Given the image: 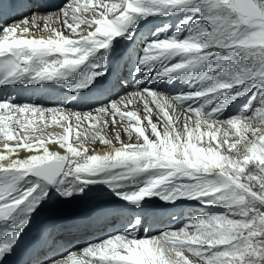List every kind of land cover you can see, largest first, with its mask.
<instances>
[{
	"label": "snow or ice",
	"instance_id": "snow-or-ice-1",
	"mask_svg": "<svg viewBox=\"0 0 264 264\" xmlns=\"http://www.w3.org/2000/svg\"><path fill=\"white\" fill-rule=\"evenodd\" d=\"M90 2L67 0L55 14L38 10L31 18L0 23V87L15 86L25 77L28 84L35 85L62 81L77 73L78 79L69 90L90 88L105 74L102 65L90 58L110 48L137 19L188 12L172 36L146 41L133 73L140 75L133 84L137 91L130 95L147 93L152 97L165 120L164 131L151 121L152 109L145 100L144 119L154 140L144 128L132 125L142 143H123L117 131L121 146L113 145L111 152L89 154L80 142L75 146L68 143L67 154H60L46 147L49 141L43 127H32L30 119L23 122L25 113L38 116L45 126L49 117L54 122L57 116L65 121V134L53 141L64 148L73 127L68 122L73 120L77 129L85 122H94L82 133L84 140L89 133L93 139L98 136L95 125L107 126L109 118L113 125L117 116L139 121L135 112L121 111V103H131V99L120 97L81 112L62 105H20L12 96L0 98V111L5 113L0 115V133L5 141L17 139L15 147L3 144L10 155H0V231L5 233L0 238V261L13 252L29 217L51 199L52 190L67 199L90 184H103L132 205L158 197L165 202L194 200L225 211L197 216L178 230L166 229L157 235H140V220H129L122 229L83 249L87 256L99 255L93 264H194L185 253L202 264H264V0H97L89 7ZM220 51L228 55L220 57ZM210 56L217 58L207 72L216 75L207 77L209 83L199 90L168 97L147 86L146 82L195 72ZM153 63L163 65L159 72L143 71ZM241 97L245 98L241 110L220 119ZM198 100L202 103L195 107L188 104ZM177 106L195 114V127L191 126L192 117L185 116L183 132L178 131L174 126L180 120ZM14 116L19 131L6 123ZM201 124L208 129L214 124L226 125L235 130L237 139L229 143V132L225 131V139L219 141L220 128L202 132ZM29 130L40 134L34 143L28 142L29 136L20 135ZM204 137L209 146H198ZM99 138L112 144L102 135ZM241 143L244 151L239 156L222 151L227 145V152H231ZM20 150H27L23 158L18 155ZM189 228L193 231H187ZM54 264L67 261L55 260ZM71 264L84 262L71 259Z\"/></svg>",
	"mask_w": 264,
	"mask_h": 264
},
{
	"label": "bare ground",
	"instance_id": "bare-ground-1",
	"mask_svg": "<svg viewBox=\"0 0 264 264\" xmlns=\"http://www.w3.org/2000/svg\"><path fill=\"white\" fill-rule=\"evenodd\" d=\"M8 2H9V5L11 7L13 6L14 8H17L18 9V11L22 15V17L27 16V17L31 18L32 15H28V13L31 11V8H33V6L35 4L38 5L37 9L39 11H41L42 13L44 12V9H49V6L48 5H42V3L40 2V0H8ZM80 2H81V4H84L86 2V0H80ZM96 3H97V0H91V2L89 4V7H92V6L96 5ZM0 6H2V0H0ZM0 11H1V7H0ZM55 13H57V12H55ZM55 13L51 12L49 14H55ZM85 16H87V13H85ZM18 18L17 17L16 18L14 17L13 19H11L7 23L8 24L16 23V22H18V21L21 20V19L18 20ZM56 26L57 27H60L59 24H57ZM42 27H43V23L41 22V28ZM92 30H94V29H92ZM33 31H36V30L33 29ZM43 34L44 35H47L46 32L43 33ZM121 58H123V56H121ZM77 79H78V74L77 73H73L70 76H68L65 80L45 82V83L47 84V87L50 90H56L58 92L59 97H65V98H69V99H73V100H78L79 99L80 101H83V100H86L89 97H92L93 96V97L96 98V100H98L101 97L100 96V92H101L102 88H104L103 85H106L108 82L111 83V81H112V75L111 74H106L105 77L96 78V81L92 84V86L90 88H85L82 91L72 92V91L69 90V88H70L71 85L74 84V82ZM32 86H34V85H32ZM125 86H126V83H125L124 87ZM132 93H135V91H131V92L129 91V92H126L125 94H122L124 97H129L131 99V103H128L127 100H125L124 102L126 103V106L127 105L128 106L127 107L120 106L121 107V111L122 112L133 111V112H135L137 114V116L139 118V121L147 120V119H144L145 115L140 112L141 110L139 109V106L142 105V104H140L141 101L148 100L150 102L151 99L148 98V96L147 95H144V94H142L140 96H131L130 94H132ZM157 93L163 94L162 92H157ZM117 99H119V97ZM124 102H122V103H124ZM42 107H44V106H42ZM44 108H49V107H44ZM51 108H54V107H51ZM176 111H181V110H180V108L178 109L176 107ZM182 112H184V114H183V120H182L184 123H185V121H184V117L185 116H191L192 117V122H195L196 117H195V114L194 113L186 112V111H182ZM93 114L95 115V113H93ZM170 114H172V112ZM15 119H16V117L14 116L13 119H12V121H6V123L9 125L10 128H14L17 131H19V125H16L14 123ZM29 119L33 121L32 127H36L37 125H39L40 127H43L44 128V136H45V139L49 141L46 144V147L50 151H57L60 154H67V144L68 143H71V144H73L75 146L78 143L83 142L84 145H85V147L87 148L89 154H102L105 151L111 152L113 150V145H115L116 147L121 146L120 142H118L116 140V136H115L116 134L114 133V135H112V132H110L111 130H109L110 128H108L109 127L108 126L109 124H107V126H104V127H101L99 124H96L95 125V128L99 131V133H103L104 135L105 134H108V137L106 139L112 141V144H104V143H102L100 141L99 136H96L93 139L91 137L90 133L88 134L89 138L87 140H84L83 139L82 133H84V130L85 129H91L92 124L94 122H86L87 124L84 123V125H82L81 128L77 129L74 126L75 125V121L73 120L71 122H68V123H71L73 125V127H72L71 132L68 133L69 139L66 142L65 147L64 148H61L59 146V144L54 143L53 141L58 140L60 136H62V135L65 134L64 133V127L66 126V122L65 121H60L59 120V117L57 116V122H54L49 117L48 120H47V126H45L44 124H42V123L39 122L38 116H33V115L29 114V113H25V119H23V122L26 123L27 120H29ZM108 121H111V118H109ZM116 122H124L125 123V121H122L121 119H118V118H116ZM147 122H148V120H147ZM152 122L157 124V122H154V121H152ZM209 122L211 123V121H209ZM215 125L218 126V124H215ZM122 127L123 126H121L120 128H122ZM143 127H144V129H146L148 127V124L144 123ZM215 129L216 128H213V130L208 129L207 131H210V130L211 131H214ZM158 130L160 131L159 127H158ZM20 135L21 136H24V135L29 136L30 139H29L28 142L34 143L35 142V138L37 136H39L40 134L39 133L32 132V131L29 130L27 132H20ZM78 137H79V139H78ZM217 139L219 141L224 140V139H221V138L219 139L218 137H217ZM236 139L237 138L228 139V141H229V143H232ZM121 141L123 142L124 139H121ZM206 141H208V138L207 137H206ZM5 142H7L9 144V147L11 148V147H15V145L17 143V139L14 138L11 141H5L3 134L0 133V155L8 156V155H10L9 152H8V150L7 149H4V147H3V144ZM198 146H201L199 142H198ZM243 151H244V149H240L238 152L241 154ZM33 152H39L40 154H42L43 150L42 149H33ZM26 154H27V150H20L19 153H18V155H19L20 158H23ZM11 155H12V158H16V154H11ZM95 188H96L97 191H102L103 190L102 188H99V187H95ZM183 201H187V203L184 202V204H186V206H189L191 204L194 205V206H197V205H200L201 204L198 201H194V200H184V199H178L175 202H165V201H162L161 199H159L158 197H152L151 199H146V200L142 201L141 203L143 204V207L141 209H138V211H144V213H150V214L156 213L157 216H156L155 219L158 220V218L160 217L161 213L164 210H167L166 207H169L170 208V206L172 204L182 203ZM71 203H75V201H72ZM178 207L180 208V205H178ZM181 209L182 208H180V210ZM206 210H208V209H206ZM206 210H204V211H206ZM176 213H175V215H176ZM182 217H184V215L183 216L180 215V216L175 217L174 219H176V221L174 223H176L177 221H180L182 219ZM112 219L114 221V218H112ZM99 224L101 226H105V224H106L105 223V220L99 222ZM168 224L170 225L171 224V221H169ZM168 229H170V228H168ZM98 230L101 231L100 233L104 232L103 229H101V228H99ZM187 231H189V230H187ZM85 235L86 236H92L93 234H90V233L87 232V233H85ZM74 253H76V252H74ZM76 255H78V254L76 253ZM77 258H78V260L83 261L84 263L87 262V261L84 260V258H81L79 256ZM49 264H51V263H49Z\"/></svg>",
	"mask_w": 264,
	"mask_h": 264
},
{
	"label": "rangeland",
	"instance_id": "rangeland-1",
	"mask_svg": "<svg viewBox=\"0 0 264 264\" xmlns=\"http://www.w3.org/2000/svg\"><path fill=\"white\" fill-rule=\"evenodd\" d=\"M105 2H107V3H118L119 0H105ZM58 7H59V5H58ZM31 10H32V8H31ZM30 12L32 14L35 13V11L34 12L30 11ZM30 12L28 13V15H32ZM55 12L56 11H53V13H55ZM43 14H48V13L43 12ZM189 14L190 13H188V12L177 11V12H174L172 14H167V15H163V16H159V17H147V18H143V19H137L135 24L127 30L125 35L118 37V38H115L112 41L110 48L118 46V45L122 44L124 41L125 46L129 45L128 47L133 48L134 51L137 53V55H140L141 49L144 47L146 41H148L150 39H155L157 36L161 37V38H163L165 36H172L177 31V29L180 26L181 21L184 19V17L186 15H189ZM153 34H155V35H153ZM181 35H184V33H181ZM104 51H105V49H101L98 52L101 53ZM217 55L220 57H223V56H227L228 53L226 51H220L217 53ZM209 58H210V62L213 64L216 61L217 57L210 56ZM160 66L162 67L163 65L161 64ZM128 67H130V66L128 65ZM123 68L127 69V65L124 64ZM214 75H216V73H211V76H214ZM112 78H113V75H112ZM112 83H113V79L111 81V84ZM127 85L128 84H126V86H125L126 88H128ZM199 89L200 88L198 86L191 84L190 87L189 86L187 87V89L185 90L184 93H192V92L199 90ZM122 94H125V93H122ZM122 94L121 95L120 94L115 95L114 98L109 97L107 99L108 100L107 104L111 100H114V99L117 100L118 97L119 98L124 97ZM147 103H148V106L152 109L151 121L157 122V125L160 129V132L162 133L164 131L165 120H164L162 114H160L158 112L156 105L152 103V100H150V102L147 100ZM200 103H202V101H199V100L195 101L194 103L192 101L188 102V104H191L193 107H195L197 104H200ZM244 103H245L244 97H241L237 101H233L232 104H230L228 106V108L225 109L224 113L219 118L220 119H227L231 115H236L241 110ZM140 104H142L141 106H139V109L141 110L140 112L142 114L146 115L145 100L141 101ZM101 105H106V103L105 102L98 103L97 105L94 106V108L92 110H94L96 107H99ZM120 106L127 107L128 105L126 106V103L124 102V103H121ZM180 110L181 111H176V112L178 114H180L181 119L178 122H176L174 126L178 129V131H180L182 133L183 127H184V122L182 121L184 112H182V111H185V109L181 107ZM169 112L171 113V109H169ZM170 115H172V114H170ZM117 118L120 119V117H118V116H117ZM122 121H125V123L124 122H116L115 125H113L112 120L108 121V124H109L108 128H110L109 130H111L110 132H112V135H114V133L116 134V132L119 131L120 132V139H124L123 143H132V144L142 143L143 138L139 137L138 134L135 133L134 129L132 128V125H137V126L144 128L143 127L144 123L148 124L147 120L133 121L130 118L126 117ZM85 124H87V123L85 122ZM121 126H123V127L120 128ZM191 126L195 127V122H192ZM218 126L214 124L213 128H220V131L217 133V137L219 139L220 138L225 139V137L223 135V133L225 131L229 132V135L227 137L228 139L237 138L235 135V130L229 129V127L226 125L225 126L218 125ZM213 128L211 130H213ZM125 129H127L126 132L124 131ZM207 130H208L207 125L201 124V131L204 132ZM145 131H146V135H148L150 139H153V140L155 139V136L152 135L151 129L149 126L145 129ZM100 135L104 136L105 139L108 137V134H105L106 135L105 136L103 133H99L98 136L100 137ZM247 136L251 137V132H248ZM199 143L202 147L209 146L208 141H206V137L202 138V140ZM214 145H215V142H213V146ZM240 149H244L243 143H241L240 145H237V149H234L231 152H227V145H225V147H224V149H222V151H225L226 154L231 155V156H239L240 153L238 151ZM249 167H251V165H249ZM184 200H187V199H184ZM183 202L187 203V201H183ZM180 204H182V203H180ZM175 207H178V206H175ZM186 207L187 208L183 207L185 209V211L183 213V215H185V217H184V219L182 217L181 221L182 220L183 221L179 226L172 227L167 223V225H169L168 227L165 226L164 228H162L161 230H159L157 232H152L150 235H157L160 231H163L164 229L166 230L168 228L178 230L180 226H182L184 223L190 221L192 218H195L197 216H202V215H208V214H219V213H223L225 211V209H223L222 207H218V206H209L208 207V206H204L203 204H200L197 206H194L191 204V205L186 206ZM166 208L168 209L169 207H166ZM180 208H181V205H180ZM206 209H208V210H206ZM204 210H206V211H204ZM179 212H181L180 209H179V211H177L176 215H174V216H173V214H171V215L175 218L177 216H180ZM146 214H150V213H146ZM172 216H170V217H172ZM152 218L153 217L147 216L146 221L147 220L149 221ZM167 218H168V216L166 217V219ZM155 220H153V221H155ZM156 221H158V220H156ZM160 221L161 220H159V222ZM162 224L164 225V222ZM187 230H189V232L193 231V229H191V228H189ZM102 233H104V232H102ZM98 238H100V239H98ZM97 240L98 241L102 240L101 235H97V239H95V240L93 239L90 242V244L93 241L96 242ZM185 255H187L190 260L192 259V261L195 262L194 264H202V261L197 260V258L192 256L191 254L185 253Z\"/></svg>",
	"mask_w": 264,
	"mask_h": 264
}]
</instances>
